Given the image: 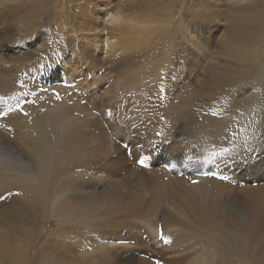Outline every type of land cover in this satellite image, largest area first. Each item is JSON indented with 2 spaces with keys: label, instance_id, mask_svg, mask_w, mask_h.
<instances>
[{
  "label": "rangeland",
  "instance_id": "rangeland-1",
  "mask_svg": "<svg viewBox=\"0 0 264 264\" xmlns=\"http://www.w3.org/2000/svg\"><path fill=\"white\" fill-rule=\"evenodd\" d=\"M53 4L29 24L11 15L4 30L0 25V49L12 46L10 51L0 50V123L18 113L9 112V106L28 107L26 99L57 94L60 86L66 90L68 99L63 106L68 122L72 121L74 150L62 173L75 187L76 200L80 192L79 201L92 199L90 203L101 206L97 232L120 227L121 234L113 236L140 237L133 245L127 237L121 241L132 245L123 264H156L157 260L163 264H249L245 243L232 233L239 231L241 217H251L255 228L247 237L249 253L264 258V203L260 198L264 189V39L259 64L263 70L245 80L238 79L239 66L224 57L217 42L239 26L243 14L264 15V0H106L104 14L122 13L131 22L117 28L97 22L92 33L79 31L78 25L68 28L62 24L65 15H59ZM18 43L21 47L17 49ZM59 43L63 45L60 49ZM29 52L33 55L23 59ZM85 55L90 63H79ZM54 57L57 63L52 62ZM244 86L249 87L245 95L257 97L234 106L231 100ZM205 117H228L231 128L219 136L216 147L199 156L192 154L195 145L186 148L183 143ZM141 157L147 158L145 166L137 163ZM189 157L207 163L193 164ZM173 163L175 168H165ZM159 171L167 172L170 181L156 192L153 179ZM207 172L211 173L207 176L209 198L217 199L232 215L234 221L227 231L231 233L210 235L197 217L190 221L175 211L182 207L172 196L180 181L205 177ZM175 194L181 195L179 191ZM35 217L39 218L34 213L28 216L32 222ZM47 222L39 232L37 248L56 242L62 248L66 245L64 252L74 262L89 260L87 249L77 244V232H71L76 236L72 240L64 239L57 235V223L51 218ZM161 228L173 240L171 245L159 241ZM96 231L86 237L83 231L81 237L90 238ZM108 236L100 235L99 244H111ZM112 245L121 248L118 243ZM97 254L91 253L90 259Z\"/></svg>",
  "mask_w": 264,
  "mask_h": 264
},
{
  "label": "bare ground",
  "instance_id": "bare-ground-1",
  "mask_svg": "<svg viewBox=\"0 0 264 264\" xmlns=\"http://www.w3.org/2000/svg\"><path fill=\"white\" fill-rule=\"evenodd\" d=\"M51 1L54 2L59 15H65L64 19L62 18L61 20L62 24L68 26V28H75L78 25L79 31L83 33H92V30L94 31V27L96 26H94V24L97 22L107 23L117 28L122 22H131L132 19L130 17L127 18V16L122 13L116 15L104 14V11L107 9L106 0H0V25L4 27V30L6 26L5 22L11 20V15H18L23 21V24L24 22L29 24L33 16H37L38 14L41 15L48 11ZM100 9L103 10L102 13ZM193 12H195V15L198 14H196L197 11ZM102 14H104V16H102ZM194 17L193 19L196 18ZM57 23L59 22L57 21ZM122 27L124 26L122 25ZM263 28L264 15H262V13H245L239 18V26H234L230 32L224 37L222 36V39L219 37L217 41H220L224 49V57L239 66V68L236 67L239 70L236 71L235 68L236 73H239V80H245V77L256 78V73L259 71L262 72L261 70H263V68L259 66L261 61L260 47L263 44L261 39H264ZM86 36L88 37V35ZM74 37L76 38V36ZM87 39L88 38H85V41ZM16 46L17 49L21 47L20 43ZM62 46L63 45L59 43L58 48L60 49ZM11 47L12 46H6L0 50L4 52L10 51L12 49ZM34 50L35 49H33V52ZM82 50L84 51L85 49L82 48ZM43 53L44 52L40 55ZM88 53L89 52H87V54ZM31 55H33V53L29 52L23 59H27ZM41 57H43V55ZM51 59L52 62L57 63L55 57ZM81 60L79 63H90L87 62L86 55ZM248 90L249 87L247 89L246 86H244L242 89L235 92L236 98L231 100L234 101V106L237 104V101L238 103L242 102L245 104V102H252L255 97H257L255 95H251L252 97L245 95ZM56 93L59 94V99L56 98L55 93H45L33 100L34 103L30 104V106H25L24 110L30 114L29 116H22L18 112L16 116L5 119L2 124L0 123V264H93L95 261H102L104 264H111V261H113V264H123L127 258V253L125 252H131V249L127 248L129 245L132 246L133 244L139 243L140 237L124 236L127 237L132 244L129 243L127 245L125 242H121L126 241V238L122 236H113L114 234H121L122 230H117L120 227H115L116 231L111 230L113 228H109V230L100 229L101 232H97L99 230L95 224L97 223V219L99 220L97 214L102 211L101 206L98 205V203H90L92 199L79 201L81 199L80 192L79 198L76 200L75 187L68 183L66 179L68 176H65V172L62 173V168L69 160L71 161L73 159L72 149L74 147L71 143L72 129L70 124H72V121H70L71 123L68 122V117H66L67 109L63 106L65 100L68 98L66 90L61 86ZM234 113L237 112L233 111L232 114ZM228 117L220 120L203 118L199 126H197V130H194L185 137L184 146L186 148H191V146L195 145L192 147L193 150L191 149L193 152H190L199 156L209 151L212 146L216 147L220 142L219 136L231 128L228 124ZM215 143L217 144L215 145ZM119 155L120 154H118V156ZM132 169L134 170V167ZM121 170L124 169L121 168ZM110 172L109 170L108 174H110ZM139 172L140 171H138V174ZM131 174L125 176L131 177ZM185 178L187 179L182 180V182L180 181V188L175 187L176 191H179L181 195L175 194L176 191L172 192V196L177 198L179 203L182 204V207L175 211L180 213L181 216H185L190 221L197 217L201 222L203 231L208 232L210 235H225L226 233H231L227 231L234 221L232 215L219 205L217 199L212 200L209 198L208 192H211L207 190L210 188L208 187L209 179L207 177L198 176ZM126 179L127 177L125 180ZM133 179H135V176H133ZM192 179L198 180L199 183H191ZM128 180L130 181V179ZM153 181L157 192L162 189V184H169L170 180L167 172L159 171L158 177H155ZM140 188L142 189L143 187ZM78 189H80V187H78ZM82 190L83 189H81V191ZM17 194H20L22 198L19 196V198L11 202V198ZM138 198L139 196L136 197V199ZM260 198L261 202L264 203L263 188L261 189ZM178 201H176V203ZM26 205H28V209L25 207ZM226 207L227 206H225V208ZM27 212H29V215ZM33 213L37 214L39 217H35L37 220L34 219V222H32V218H28V216L30 217ZM48 218L53 219L57 223V235L59 237L72 240V238L76 236H74V234L72 236L71 232L73 233V231H75L78 233L77 244H82V248L85 247L87 249L85 250V254L90 256H86L85 258L89 257V260L79 263L74 262L75 260L73 261V259L64 252V250L67 249L65 248V244H63L65 246L62 248V245L59 247L56 242H52L53 245L50 244V246L47 247L46 242L45 245L37 248V243L40 239L39 232L41 228L48 223ZM71 223L72 225L70 226ZM105 223H107V221ZM239 224V231L232 233L237 234V238L241 243H245L244 250L247 262L249 264H264V258H259L249 253L251 243L247 237L252 236L254 233L255 228H253V220L251 217H241L239 218ZM83 226L87 227L82 229ZM123 227L124 226H122V228ZM93 230H97L94 232V236L91 234L90 238L81 237L83 236L81 232L85 231L86 235L84 236L86 237L89 236V233H91L90 231ZM243 230H246V233L242 234ZM49 232L51 233L52 231L50 230ZM96 233L102 236L109 235L110 237L108 236L107 239L111 244H99L100 235ZM48 235L50 234L48 233ZM48 235L46 238L49 237ZM88 240L90 244L86 242ZM65 242L67 243L66 240ZM113 242L116 244L118 243L121 248L113 246ZM93 252H97L98 254L94 257L92 256L91 260V253ZM82 253L81 255L83 257L84 254ZM29 254H32L31 259H28Z\"/></svg>",
  "mask_w": 264,
  "mask_h": 264
},
{
  "label": "snow or ice",
  "instance_id": "snow-or-ice-1",
  "mask_svg": "<svg viewBox=\"0 0 264 264\" xmlns=\"http://www.w3.org/2000/svg\"><path fill=\"white\" fill-rule=\"evenodd\" d=\"M261 79H264V73L261 74ZM55 95H56V98L59 99V94L57 93V94H55ZM0 101H3V97H0ZM25 102L28 103V104H33V103H34L33 101H28L27 99L25 100ZM8 111H9V112H11V111H16V112H19L20 115H22V116H26V117L30 115L27 111L24 110V107H23L22 105H20L19 103H18L16 106H9ZM5 115H7V113H5ZM109 115H111V113H109ZM157 135H160V133H157ZM225 151H226V150H225ZM128 155L130 156L131 153L129 152ZM146 159H147L146 157L138 158L137 163H138L139 165H141V166H145V161H146ZM189 162H191V163H193V164H196V163H207V161H203V162H201V161H192V160H191V157H189ZM165 168H175V165H174V164H173V165H168V164H166V165H165ZM203 175H204L205 177H207V176L211 175V173H210V172H207V173H203ZM191 183H193V184H198L199 181L196 180V179H192V180H191ZM158 239H159V241H161L164 245H171V244L173 243V240L171 239V237L166 236V235L164 234L162 228L159 230V233H158ZM156 264H163V262L160 261V260H157V261H156Z\"/></svg>",
  "mask_w": 264,
  "mask_h": 264
}]
</instances>
